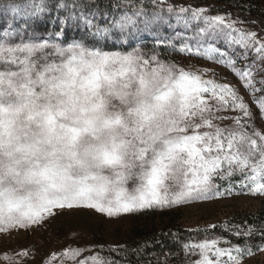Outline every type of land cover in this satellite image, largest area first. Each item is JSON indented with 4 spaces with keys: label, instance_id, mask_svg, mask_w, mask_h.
Listing matches in <instances>:
<instances>
[{
    "label": "snow or ice",
    "instance_id": "snow-or-ice-1",
    "mask_svg": "<svg viewBox=\"0 0 264 264\" xmlns=\"http://www.w3.org/2000/svg\"><path fill=\"white\" fill-rule=\"evenodd\" d=\"M150 3L151 13L143 0L113 4L124 11L107 26L93 23L99 8L85 14L82 0L70 5L10 0L0 13V232L43 227L65 212L119 219L194 205L232 194L237 175L241 190L264 195V132L255 127L251 106L238 88L208 78V69L186 68L155 50L97 46L113 30L123 45L151 33L157 47L167 44L173 51L216 60L244 82L264 118V95H255L264 93V78L256 80L253 71H264V37L237 27L242 22L228 16L207 15L206 8L177 9L168 0ZM62 9L67 16L59 15ZM165 12L174 14L178 24L183 21L186 30L191 29L187 14L192 21L203 20L205 26L192 36L177 34L194 44L177 48L172 40L159 39V26L168 24ZM45 17L54 30L37 35ZM74 26L88 29L90 37L99 38L97 44L63 41L65 29ZM219 37L241 46L242 59L253 50L256 60L236 68V60L210 42ZM228 112L239 115H224ZM224 120L232 124L221 126ZM218 181L228 187L221 191ZM229 231L248 238L256 229ZM258 234L264 239V231ZM184 248L199 257L192 264H244L264 252V244L241 246L219 237ZM91 251L66 247L50 253L46 264H116L99 252L85 255Z\"/></svg>",
    "mask_w": 264,
    "mask_h": 264
},
{
    "label": "rangeland",
    "instance_id": "rangeland-1",
    "mask_svg": "<svg viewBox=\"0 0 264 264\" xmlns=\"http://www.w3.org/2000/svg\"><path fill=\"white\" fill-rule=\"evenodd\" d=\"M144 3L151 4L150 0H143V4ZM168 3L176 6L177 9L179 6L202 7L208 9V6H197L191 0H168ZM166 6L167 5H165V7ZM226 10L228 11L227 13L220 11L214 13L207 12L206 14L211 16H228L232 20L242 22L238 23L237 27H243L247 31L256 32L259 37H264V28L259 23L261 20L251 16L243 17L237 10L229 7H226ZM4 11L5 7L0 9V13H3ZM163 15L167 17L168 24L175 25V27H171V30L174 36L172 41L177 48H179L180 44L184 42L189 44L195 43L194 40H182L179 36H177L178 33L183 34L184 36H192L199 28L197 26L198 23H201L202 27L205 26L203 20L192 21L190 14H187V18L191 23V29L186 30L183 26V21L178 24L174 14H168L165 12ZM3 23L4 19L0 16V25ZM168 24H162L160 26H168ZM16 27H19V24H17ZM31 33L32 30H27L24 33L25 39H27ZM146 36H148V33H145L143 38ZM139 37H142L141 34ZM16 39L18 42L19 37ZM82 41L84 42V40ZM147 42L148 43L143 41L141 45L146 46L154 43L153 40H148ZM210 42L220 48L221 51L228 52L229 56L236 60V68L243 69L246 64H250L252 61L256 60V53L253 50L248 51L247 59H242L241 57L244 54V49L235 44L230 46L223 37H219L218 39ZM141 48L145 51H149L147 48ZM166 54L169 56L168 59L176 61L186 68H191L193 70L208 69L210 70L208 78H214L218 82L228 83L238 88L239 93L245 102L251 106L254 115L255 127L261 132H264V118H262L260 112L258 111L253 95L247 88L244 87V82L233 73L229 66L219 64L216 60H208L197 56H191L188 53H181L179 51L172 50ZM217 59H219V57H217ZM259 65L260 62H258V66ZM253 71L256 73V80L264 78V71H257L256 68H254ZM256 87L260 88L261 85L257 84ZM255 95L256 97H260L261 95H264V93L257 92ZM224 115L235 116L239 115V113L228 112L224 113ZM220 123L221 126H229L232 124V121L224 120ZM239 180L240 177L237 175L234 178L232 194H226L207 201H200L194 205L174 207L166 210L175 212L177 217L179 216L178 223L184 226L207 228L216 224L224 225L227 221L229 222L230 218H226V215L230 210H232V206L238 207L239 210L256 209L260 206H264V195L250 193L248 188H244L240 191L238 189L240 188L238 183ZM218 183L225 182L218 181ZM227 187L228 184L226 186L224 185L221 187V191H224ZM154 219L155 218H145L143 215H141L140 218H133V214H122L121 218L115 219L108 218L103 214L92 211H79L72 213L65 212L49 220L43 227L32 226L28 230L0 232V264H46L50 253H58L66 247L89 248L92 249V251L86 252L85 255H91L95 252H99L102 257L115 260L116 264H131L128 261V257L120 251L129 239L128 233L134 227H138L145 222H148L149 224L155 223ZM216 237L228 240L227 238L221 236ZM100 246H103L102 250ZM220 246L223 247L226 245L221 244ZM113 248L116 250L112 251ZM23 252H27L28 255H18ZM5 254L13 257V259H4L3 257ZM182 254L183 255L178 258L179 264H192L193 261L199 259L198 256L191 255L185 248ZM150 262H153L151 264H171L165 262V260L155 262L153 261V258H151L149 263ZM244 264H264V252H257L254 256L246 258L244 260Z\"/></svg>",
    "mask_w": 264,
    "mask_h": 264
},
{
    "label": "trees",
    "instance_id": "trees-1",
    "mask_svg": "<svg viewBox=\"0 0 264 264\" xmlns=\"http://www.w3.org/2000/svg\"><path fill=\"white\" fill-rule=\"evenodd\" d=\"M135 4L139 5L141 0H134ZM197 6H208V12H224L227 13L226 7L237 10L243 17L251 16L256 17L264 22V0H191ZM85 7L82 9L85 14L91 12L95 8H99V13L93 17V23L100 26L110 25L113 21V17L119 18L123 13V8L113 9L112 5L120 3L121 0H94L93 3H89V0H82ZM10 0H0V9L4 8ZM66 4H71L72 0H65ZM213 5V6H212ZM144 7L149 13L152 11V5L144 3ZM77 14L81 9H77ZM68 10H60V16H67ZM128 12H132V8H128ZM104 13H108L107 16ZM39 23L38 29H36L37 35H46L47 32L53 31V25L47 22ZM55 19V15L51 17ZM80 24V21H77ZM198 27H202L201 23L197 24ZM33 31V29H30ZM119 31L113 30L111 38L105 36L97 44L99 38L89 36L88 29L83 26L67 27L65 34L62 37L63 41L71 42L75 40H84L88 45L97 44L102 46L105 50L109 51H129L131 48L141 46L147 48L149 51H158L162 58L168 59L166 53L172 51V49L165 44L164 46L157 45V36L148 33L145 38V33L134 36L130 39L128 45H123L119 39ZM159 39L172 40L174 39L172 30L169 26H159ZM148 40H153L154 43L151 45L142 46L141 43ZM227 184L221 183V187ZM241 191V188H238ZM143 215L145 218H155V223L144 224L134 227L129 233V239L125 245L120 249L121 253L128 257V261L131 264H151L149 261L153 258V261H163L171 264H179L178 258L181 257L184 250V245L199 241L207 237L221 236L227 238L233 244H239L243 246L245 243L248 244H264V239L258 234L260 231H264V206H260L256 209L239 210L238 207H233L232 210L226 215V218H230V221L226 224H216L215 227H189L178 223V218L175 212L167 211L166 209L147 211L144 213L133 214V218H140ZM158 222V223H156ZM227 225V226H225ZM235 226H239L242 230L248 226H252L256 229L251 237H236L234 231Z\"/></svg>",
    "mask_w": 264,
    "mask_h": 264
},
{
    "label": "water",
    "instance_id": "water-1",
    "mask_svg": "<svg viewBox=\"0 0 264 264\" xmlns=\"http://www.w3.org/2000/svg\"><path fill=\"white\" fill-rule=\"evenodd\" d=\"M259 23L263 26V28H264V22H262V21H259Z\"/></svg>",
    "mask_w": 264,
    "mask_h": 264
}]
</instances>
